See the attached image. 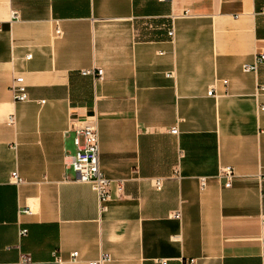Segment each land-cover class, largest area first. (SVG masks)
<instances>
[{"label":"crops","instance_id":"1","mask_svg":"<svg viewBox=\"0 0 264 264\" xmlns=\"http://www.w3.org/2000/svg\"><path fill=\"white\" fill-rule=\"evenodd\" d=\"M258 53L264 0H0V264H264ZM91 116L105 213L68 166Z\"/></svg>","mask_w":264,"mask_h":264},{"label":"built area","instance_id":"2","mask_svg":"<svg viewBox=\"0 0 264 264\" xmlns=\"http://www.w3.org/2000/svg\"><path fill=\"white\" fill-rule=\"evenodd\" d=\"M13 16L17 17V13L12 12ZM170 36L173 35V29L168 30ZM30 57V54L26 58ZM264 63V53H258L252 62L244 64L242 70L245 72L257 71V67ZM83 74H91L96 78L100 79L103 77L102 70L97 68L96 70L83 71ZM171 73L168 74V76ZM214 89H210L207 94L212 95ZM11 92L13 93L14 102H25L29 98V93H27V85L25 84L24 77L21 75L14 76L11 85ZM264 108V106L262 107ZM14 122V115L9 117L8 124L11 125ZM83 124L78 125L74 128V152L70 156V161L68 166L72 171L75 172L76 177L74 181H79L87 184L91 187L92 191L95 192L98 202L99 213H105L108 211L109 200L112 198L111 195V179L105 177L102 170H100V154H99V138H98V126L96 123L95 116L86 118ZM171 133H177L178 129L176 126L171 127ZM233 171L231 167L220 168L219 176L225 177V186H229V179L232 176ZM10 181L14 183H19L22 181L19 173L16 170H12L10 175ZM199 188L203 190L206 186L205 176L198 177ZM155 189H160L162 187L161 179L156 178L154 181ZM24 214L30 215L31 209H24L22 211ZM173 217L180 218L179 212H174ZM262 226L264 227V220L262 221ZM27 229L22 228L18 231L19 237L26 234ZM264 242V241H263ZM19 258L13 264H29L32 261V256L30 253L19 252ZM71 259L76 260L78 258V252L74 251L71 253ZM109 259L106 253L101 254L95 260L88 261L87 264H103ZM160 264H166L167 260L162 258L159 260Z\"/></svg>","mask_w":264,"mask_h":264}]
</instances>
